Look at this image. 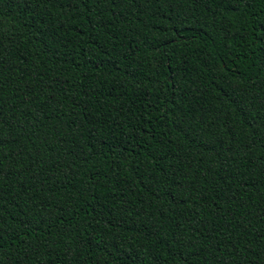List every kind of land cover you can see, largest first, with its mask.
Listing matches in <instances>:
<instances>
[{
  "label": "trees",
  "instance_id": "trees-1",
  "mask_svg": "<svg viewBox=\"0 0 264 264\" xmlns=\"http://www.w3.org/2000/svg\"><path fill=\"white\" fill-rule=\"evenodd\" d=\"M0 264H264V0H0Z\"/></svg>",
  "mask_w": 264,
  "mask_h": 264
}]
</instances>
